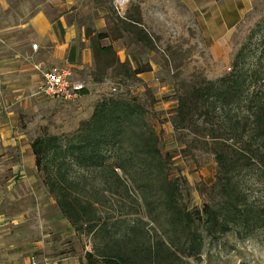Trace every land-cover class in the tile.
I'll use <instances>...</instances> for the list:
<instances>
[{
    "label": "rangeland",
    "instance_id": "obj_1",
    "mask_svg": "<svg viewBox=\"0 0 264 264\" xmlns=\"http://www.w3.org/2000/svg\"><path fill=\"white\" fill-rule=\"evenodd\" d=\"M42 1L31 0L33 5ZM146 1L131 0L121 16L112 0H75L73 19L79 25L81 39H85L80 50L82 53L88 46L92 52L90 62L75 72L91 95L86 100L65 101L37 94L21 114V128L32 142L45 134H71L92 116L95 104L104 96L134 99L144 107L145 121L159 135L163 154L170 157L165 172L179 183L180 203L194 211L209 199L217 162L201 134L197 136L192 128L176 127L178 98L203 79H217L231 72L237 59L246 66H264V1L228 35L226 47L218 49L210 47L200 33L164 36L150 30L146 23L142 25L153 45L137 40L127 29L125 18H142L141 3ZM98 33L106 35L99 43L112 47L111 58L125 64L115 63L105 69L104 60H95L92 41ZM147 65L151 67L149 71L132 73V69ZM78 174L75 168L72 176L76 180ZM39 175L43 181L41 172ZM119 175L121 180L105 170L87 173L86 178L78 180L77 192L97 205L103 219L92 231L86 226L80 231L73 227V236H63L57 228L50 227L48 230L54 231L49 236L53 251H82L86 258L88 252L100 253L119 244L129 251H176L191 264H264V230L244 238L230 231L213 239L199 228L202 251L187 256L186 234L177 233L171 225L158 184L150 186L146 175L136 177V182L121 170ZM255 193L264 203V187L255 189Z\"/></svg>",
    "mask_w": 264,
    "mask_h": 264
},
{
    "label": "trees",
    "instance_id": "obj_2",
    "mask_svg": "<svg viewBox=\"0 0 264 264\" xmlns=\"http://www.w3.org/2000/svg\"><path fill=\"white\" fill-rule=\"evenodd\" d=\"M125 21L137 40L153 45L141 17H126ZM105 36L98 33L92 41L95 60H104L105 69L115 63L125 64L111 58L112 47L99 43ZM150 69L147 65L132 69V73ZM144 115V107L134 99L104 96L95 104L92 116L82 121L75 132L62 136L45 134L33 140L32 150L43 183L75 230L86 226L92 231L103 219L97 205L76 189L78 180L86 178L87 173L105 170L118 180L121 170L135 182L136 177L146 175L150 186L158 184L171 225L177 233L186 234L187 256L202 251L199 228L213 239L230 231L244 238L264 230V203L255 193V189L264 187L261 63L252 67L237 59L231 72L217 79H203L178 98L176 127L192 128L197 136L201 134L217 162L216 180L201 209L190 211L180 203L179 183L165 172L170 157L163 154L160 137ZM75 168L79 170L78 180L72 176ZM86 259L88 264H191L176 251H129L119 244L100 253L88 252Z\"/></svg>",
    "mask_w": 264,
    "mask_h": 264
},
{
    "label": "crops",
    "instance_id": "obj_3",
    "mask_svg": "<svg viewBox=\"0 0 264 264\" xmlns=\"http://www.w3.org/2000/svg\"><path fill=\"white\" fill-rule=\"evenodd\" d=\"M263 1L147 0L141 3L142 22L160 35L197 32L210 47L225 48L228 35ZM74 3L0 0V264H31L33 255L50 264H87L82 251L52 250L50 227L63 236L75 231L48 193L32 140L21 128V114L43 79L35 65L47 70L68 64L74 80L85 83L75 70L90 62L92 52L87 46L81 53L85 39L73 19ZM86 91L85 100L91 95Z\"/></svg>",
    "mask_w": 264,
    "mask_h": 264
},
{
    "label": "built area",
    "instance_id": "obj_4",
    "mask_svg": "<svg viewBox=\"0 0 264 264\" xmlns=\"http://www.w3.org/2000/svg\"><path fill=\"white\" fill-rule=\"evenodd\" d=\"M130 1L112 0V4L115 10L121 16H124L126 7ZM37 46V44H33L34 49H37ZM35 68L43 75L42 82L38 87V94L65 101H76L84 95L83 91L87 88L85 83L74 80L72 67L68 64L55 66L47 70L41 64H37ZM31 264L50 263L47 257L41 260L36 255H33L31 257Z\"/></svg>",
    "mask_w": 264,
    "mask_h": 264
}]
</instances>
